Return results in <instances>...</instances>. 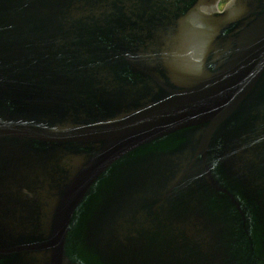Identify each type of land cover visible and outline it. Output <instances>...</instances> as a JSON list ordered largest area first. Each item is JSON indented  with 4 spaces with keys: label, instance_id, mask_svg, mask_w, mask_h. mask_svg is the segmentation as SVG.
<instances>
[{
    "label": "water",
    "instance_id": "95a60500",
    "mask_svg": "<svg viewBox=\"0 0 264 264\" xmlns=\"http://www.w3.org/2000/svg\"><path fill=\"white\" fill-rule=\"evenodd\" d=\"M112 1L0 0V149L9 158L26 153L31 172L25 184H0L2 264L120 263L122 246L140 248L141 244L149 254L157 248L160 263L167 262L166 254L175 244L200 251V259H209L208 264L222 263L231 257L223 247L231 242L229 238L253 227L258 237L264 227V218L253 214L245 188L235 186L236 175H231L232 186L221 182L224 176L216 154H210L206 169L198 154H164L168 136L187 127H201L202 101L216 110L223 104L238 107L247 97L252 107L264 101V93L258 90L238 93L259 77L250 68L255 63L264 65V11L256 29L246 32L248 26L243 27L232 39L244 55L230 66H247L244 74L238 69H233L234 75L232 71L213 73L208 80L212 91H204L190 75L178 71L171 75L177 91L173 102L125 113L123 81L108 65H117L111 57L101 60L106 66L103 71L95 63L91 68L83 63L81 68L63 65L83 54L94 59L95 46L98 54L101 45L110 46L113 32L98 35L91 29L105 13L120 10L119 1L110 6ZM153 3L158 4L151 0H138L135 5L125 2V12H138ZM20 7L31 12L32 23L44 24L43 34L19 13ZM153 16L141 18L140 24L151 23ZM3 17L10 19L3 21ZM11 22L15 27H9ZM88 33L95 39L83 47L77 37L87 38ZM20 34L29 43L18 40ZM124 40L120 35L115 41L125 46ZM74 42L78 50L64 48L66 44L71 48ZM68 69L87 71L96 80H74L66 74ZM221 77L225 80L218 83ZM75 83L106 99L89 104L56 95L67 93ZM167 90L163 87L161 91ZM187 120L195 122L178 123ZM200 139L201 130L192 141ZM156 147L162 151L158 156L142 159L134 155ZM35 148L42 159L29 150ZM240 205L245 207L241 217L234 209ZM19 206L24 211L16 212ZM20 223L27 228L19 229ZM127 227L144 230L126 232ZM89 248L96 249L99 258Z\"/></svg>",
    "mask_w": 264,
    "mask_h": 264
},
{
    "label": "flooded vegetation",
    "instance_id": "af4514ba",
    "mask_svg": "<svg viewBox=\"0 0 264 264\" xmlns=\"http://www.w3.org/2000/svg\"><path fill=\"white\" fill-rule=\"evenodd\" d=\"M118 1L120 10L117 15L127 20L129 17L125 12V0H113L109 5H117ZM151 1H157L158 4L153 3L136 12V14L154 15L155 18L151 23L126 25L124 29L125 32L142 31L139 42L130 43L124 40V46L121 42L115 41L120 33L110 24L96 25L106 27L107 32H113L112 37L109 38L110 46L101 45V53L98 54L94 50L92 57L94 59L111 57L113 64H117L112 66L108 62L112 69L119 72V77L123 81L121 88L125 113L135 111L136 107H153L162 101L165 105L173 102L177 91L173 88L171 75L178 71L190 75L201 90L212 91L213 85L210 86L208 80L213 73L232 71L234 75L237 72L233 69H238L244 74L248 69L247 66H230L233 61L241 60L244 55L242 50H237L232 39L243 27L248 26L246 32H251L256 29L254 26L262 22L264 0H160L161 3L159 0ZM150 42L152 44L149 45ZM74 66L82 67L79 57L74 58ZM250 70L254 74H259V77L248 89L238 93L246 95L249 90H258L259 94H263L264 65L257 66L255 63ZM83 73L87 74V72ZM112 73L116 82H119L116 72L112 70ZM81 78L85 77H82L80 71H75L74 80ZM220 80L218 83H222L225 77H221ZM163 87L168 89L164 93L161 91ZM240 87L245 88L244 84ZM56 95L70 97L75 101H90L89 104L106 99L102 93L96 91L88 93L85 87L77 83L74 87H69L67 93ZM249 102L250 97H247L238 107L231 108L229 104H223L216 110L202 101V113L199 115L200 118L202 116L201 127H187L180 133L168 136L164 154L173 156L174 152L183 155L214 153L219 156L218 164L221 167L231 165L234 173L236 169L243 177H250L248 186L259 185L258 194L263 195L264 178L261 175L264 172V159L259 164L261 167L256 168L259 169L260 174L253 173L251 169L257 165L256 155L264 158V101H260L255 107ZM93 108L97 110V105ZM100 110L102 111L101 108ZM192 122L195 120L178 123L189 125ZM200 130V141L193 142V136H198ZM12 147L13 144L9 150ZM40 149L45 150L43 147ZM29 150L33 151L37 158L42 159L38 149ZM161 153L162 151L156 147V149L143 148L134 155L158 156ZM1 159L6 162L1 163ZM29 159L26 153L14 158L0 156V184L27 183L31 179ZM16 161L20 163L16 164ZM6 170L7 172L2 175L1 173ZM257 203L260 206L263 204L258 200ZM255 208L258 211V206ZM133 230V227H127L126 232ZM240 236L241 233H237L234 237L237 243L228 246L229 249L237 251L234 257L227 261L228 264H264V229L260 231L258 238L249 236V242H240ZM122 247L125 249L121 252L122 261L112 264H167L158 261L159 255L154 251L155 249L149 254L147 248L136 247L135 250L128 251L127 246ZM191 255L188 254V258L179 264H205L204 260L193 259ZM136 256L139 258L137 259ZM44 259L45 256L42 254V260ZM2 263L3 260H0V264Z\"/></svg>",
    "mask_w": 264,
    "mask_h": 264
}]
</instances>
